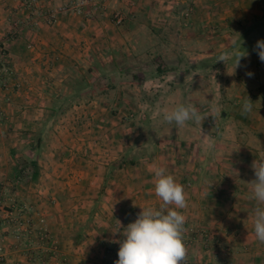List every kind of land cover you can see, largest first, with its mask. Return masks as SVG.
<instances>
[{
  "label": "rangeland",
  "instance_id": "374dc122",
  "mask_svg": "<svg viewBox=\"0 0 264 264\" xmlns=\"http://www.w3.org/2000/svg\"><path fill=\"white\" fill-rule=\"evenodd\" d=\"M62 1L0 0V102L26 77L46 86L29 119L11 124L24 129L12 131L0 104V137L16 145L0 162V264H114L113 241L139 207L160 204L152 164L187 194L186 264H264L247 184L264 160V62L254 50L264 0H89L80 11ZM59 14L80 20L75 34L49 45L46 66L31 37L17 65V30L35 34V18L54 26ZM243 49L234 73L232 60L217 62ZM181 104L203 121L163 122Z\"/></svg>",
  "mask_w": 264,
  "mask_h": 264
},
{
  "label": "clouds",
  "instance_id": "9594fccd",
  "mask_svg": "<svg viewBox=\"0 0 264 264\" xmlns=\"http://www.w3.org/2000/svg\"><path fill=\"white\" fill-rule=\"evenodd\" d=\"M237 36L241 41L239 34ZM239 48L242 49L241 44ZM254 50L260 61L264 62V40H258ZM247 55L244 49L225 51L218 56L217 62L225 64L228 60H232L234 73L240 66V60ZM252 104L247 98L243 104V111L250 112ZM215 110L213 106V111ZM204 118L195 107L183 104L171 111L165 110L162 117L163 122L168 124L175 122L180 127H185L190 120L201 123ZM214 143L209 138L205 150L213 149ZM149 167L154 175V192L160 204L158 207H139L141 211L135 221L123 228L121 233L123 239L113 241L119 244L118 259L114 264H186L188 257V249L184 241L186 216L179 211L188 207L184 186L177 182L173 175L168 174L165 167L157 164ZM252 169L255 180L247 183L251 185V195L248 199L254 200L257 204L252 219L253 229L256 240L264 244V207H260L264 205V160L253 162ZM117 222L119 228L112 232L114 235L121 229L120 222Z\"/></svg>",
  "mask_w": 264,
  "mask_h": 264
},
{
  "label": "crops",
  "instance_id": "0c3cea01",
  "mask_svg": "<svg viewBox=\"0 0 264 264\" xmlns=\"http://www.w3.org/2000/svg\"><path fill=\"white\" fill-rule=\"evenodd\" d=\"M64 2H65V0L62 1V4H64ZM40 3H42V2L40 1L39 4ZM49 5H47V3H46V6L44 5L45 7L44 6L43 7L47 10V9L51 8V6H49ZM24 12H25V10H24ZM30 16H32V13L31 14L26 13L25 15H23V18H26L27 20H29L28 18ZM70 16L71 15H69V17ZM69 17L67 18L66 15H62V14H59L56 17H54V15H52V19H53L52 24L54 26H49V25L45 24L46 23L45 22L46 17H42V18L38 17L37 19L35 17H33V20L35 18V20L37 21L36 24L40 23L38 25V27L41 28L38 30L37 33L35 32V34H32L34 36L30 35L29 30H26V29L23 30V28H21L19 31L17 30L16 39L14 41H12V43L9 47L12 56L15 58L16 64L20 65V63H21V61H19L20 60L19 54L21 53V51L23 49L21 47V45H23L24 43H27L30 40V38L33 37V38H37V43L39 45L38 49H41V50H39V56L38 57L40 59H38V62L40 63V61H44L43 63H41V65L46 66L45 65V64H47L46 60H48L47 56L50 54L49 52L52 50V49L48 50L49 45H51L52 42H55L58 45L61 44V42L63 41V39L65 37H67V35L75 34L77 29H79L78 27L75 28L76 25H75V23L72 24V20H76V23H79L80 20L77 17L76 18H74V17L69 18ZM43 22H44V24H43ZM78 26H79V24H78ZM57 32H58V35H54V37H53V34H57ZM60 52L63 53L62 51H60ZM52 56H54V55H52ZM56 56H58V54ZM64 58H66L65 55L58 56L59 60H62ZM32 61H29L25 64L31 65V64H33ZM22 64H24V62H22ZM29 69H32V67L29 66ZM24 70L28 71L27 68H25ZM42 83L40 82L39 84H37L35 79L26 77L25 79L22 80L20 91H18L16 94H13L12 92L7 93L5 99L2 102H0L1 109L4 110V114L7 115V117L12 120V122L10 124H8L12 128L14 127L12 131H14V130L18 131V130L24 129L22 126H19V125L13 126L11 124L21 123L20 122L21 118L26 117V119H29V116L31 115V113H30L31 109H33L35 106L34 104L37 103L36 102L37 101L36 94L38 92L37 86H40ZM43 88H44V90L46 89L45 81L43 83ZM21 104H22V107L23 106L28 107V109H27L28 112L27 111L22 112V116H20V113H18V111H17V108H19V106H21ZM15 122H17V123H15ZM11 135L12 134H10L9 137H11ZM1 136L2 137H0V145H2L3 147L0 148L2 150V152L0 153V162L4 160V154L3 153L5 151H9V149H13L16 147V145L11 144L10 142H7V140H6L5 136H3V134ZM247 236H249V235H247ZM250 237L253 238L252 236H250Z\"/></svg>",
  "mask_w": 264,
  "mask_h": 264
},
{
  "label": "built area",
  "instance_id": "2783aa9c",
  "mask_svg": "<svg viewBox=\"0 0 264 264\" xmlns=\"http://www.w3.org/2000/svg\"><path fill=\"white\" fill-rule=\"evenodd\" d=\"M89 0H75V10L80 11V9L87 3Z\"/></svg>",
  "mask_w": 264,
  "mask_h": 264
}]
</instances>
